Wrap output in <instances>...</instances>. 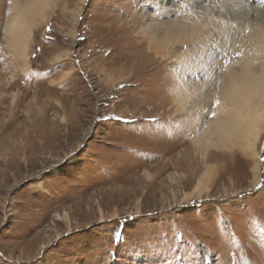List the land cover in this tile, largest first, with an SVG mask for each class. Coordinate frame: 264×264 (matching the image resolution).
Listing matches in <instances>:
<instances>
[{
	"label": "rangeland",
	"instance_id": "obj_1",
	"mask_svg": "<svg viewBox=\"0 0 264 264\" xmlns=\"http://www.w3.org/2000/svg\"><path fill=\"white\" fill-rule=\"evenodd\" d=\"M8 1L0 0V264H264V131L254 185L252 162L237 150L202 160L186 137L211 104L196 117L171 93L178 75L201 81L196 68L221 62L220 23L234 30L254 16L246 4L261 9L264 0H58L33 33L26 72L3 42ZM207 10L215 30L178 72L148 34ZM205 161L208 192L181 201Z\"/></svg>",
	"mask_w": 264,
	"mask_h": 264
},
{
	"label": "bare ground",
	"instance_id": "obj_2",
	"mask_svg": "<svg viewBox=\"0 0 264 264\" xmlns=\"http://www.w3.org/2000/svg\"><path fill=\"white\" fill-rule=\"evenodd\" d=\"M57 1H8L7 19L3 26L2 38L11 55L19 62L22 72H26L29 68V45L33 33L38 26L47 21ZM261 5L262 3L259 6ZM246 6L254 16L251 19L245 18L244 24L234 30L219 22L220 31L214 36L216 41L219 35L224 36L222 41H215L222 55L221 62H216L217 64L212 62L214 65L207 63L209 67L212 66L211 68L203 66L196 68L197 74L203 75L204 79L201 81L192 82L190 78L186 79L185 75L181 77L178 75L177 80L173 79L174 87L171 93L174 103H178L185 110L194 112L196 117L205 110L203 109L205 105L211 104L210 109L205 112L208 115L207 119L202 121L200 126L186 133V137L202 150V160L213 157L212 152L209 151L237 150L242 158L251 160L250 182L256 185L260 181L257 144L264 131V18L260 17L264 15L262 10L264 5L263 8L260 7L261 9L250 4ZM210 15L208 10L200 14H192V17L188 16L175 23L176 25L168 27L161 36L148 34V43L157 50L156 52H160L165 57L168 55V59L176 61L178 72L186 71L192 61L190 58L186 61L184 54L199 47V42L207 41L209 32L212 29L215 30L210 28L213 22ZM231 24L235 25L234 22ZM230 32L231 38L228 36ZM234 33L238 35L233 41ZM229 40H231L230 43L234 42L232 48L225 46ZM176 43L187 44L188 48L173 54L172 50ZM226 47L229 51L228 49L226 51ZM215 71L216 74L213 73ZM192 75L196 73L191 71L189 76ZM206 85L212 89L202 92L199 88ZM216 100L220 101L219 105L216 104ZM212 113L216 115L213 116ZM212 169L213 164L205 161L192 188L184 192L181 201L197 199L208 192L207 180Z\"/></svg>",
	"mask_w": 264,
	"mask_h": 264
},
{
	"label": "snow or ice",
	"instance_id": "obj_3",
	"mask_svg": "<svg viewBox=\"0 0 264 264\" xmlns=\"http://www.w3.org/2000/svg\"><path fill=\"white\" fill-rule=\"evenodd\" d=\"M220 101L219 100H216V104L219 105ZM213 116L216 115V113H212Z\"/></svg>",
	"mask_w": 264,
	"mask_h": 264
}]
</instances>
